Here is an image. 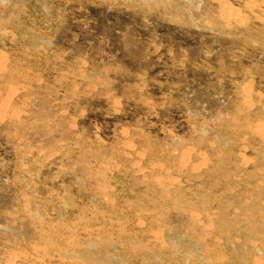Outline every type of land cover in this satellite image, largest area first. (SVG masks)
<instances>
[{"label": "rangeland", "instance_id": "obj_1", "mask_svg": "<svg viewBox=\"0 0 264 264\" xmlns=\"http://www.w3.org/2000/svg\"><path fill=\"white\" fill-rule=\"evenodd\" d=\"M0 264H264V0H0Z\"/></svg>", "mask_w": 264, "mask_h": 264}]
</instances>
